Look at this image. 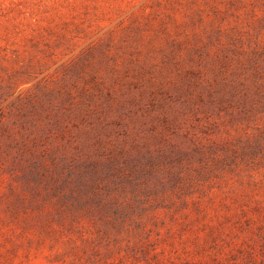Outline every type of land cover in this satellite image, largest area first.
<instances>
[{
  "label": "rangeland",
  "instance_id": "rangeland-1",
  "mask_svg": "<svg viewBox=\"0 0 264 264\" xmlns=\"http://www.w3.org/2000/svg\"><path fill=\"white\" fill-rule=\"evenodd\" d=\"M0 264H264V0H0Z\"/></svg>",
  "mask_w": 264,
  "mask_h": 264
}]
</instances>
